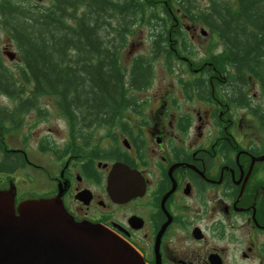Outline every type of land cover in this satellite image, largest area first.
<instances>
[{"label": "flooded vegetation", "instance_id": "obj_1", "mask_svg": "<svg viewBox=\"0 0 264 264\" xmlns=\"http://www.w3.org/2000/svg\"><path fill=\"white\" fill-rule=\"evenodd\" d=\"M165 20L184 33L152 34L148 55L132 53L134 71L146 63L147 80L132 84L130 103L104 126L115 138L96 148L89 130L72 129L63 117V143L42 138L47 161L42 153L37 161L26 143L10 141L17 124L43 108L12 121L3 114L16 104L0 95V191L14 192L15 210L23 201L57 198L75 222L105 227L146 264H264V105L257 103L264 98L250 76L229 79L234 68L220 64L222 49L192 50L198 32L207 37L205 27ZM160 36L169 41L155 42ZM157 46L173 56L156 54ZM160 63L175 75L154 87ZM117 165L134 179L135 195L121 202L107 189Z\"/></svg>", "mask_w": 264, "mask_h": 264}, {"label": "trees", "instance_id": "obj_2", "mask_svg": "<svg viewBox=\"0 0 264 264\" xmlns=\"http://www.w3.org/2000/svg\"><path fill=\"white\" fill-rule=\"evenodd\" d=\"M143 1L49 0L48 7L0 6V25L21 62L13 74L0 59V95L16 104L10 114L4 111L3 115L13 121L16 114L38 107L40 98L51 97L72 129L89 130L87 139L95 128L110 127L130 103L132 84L143 85L147 80L146 63H136L134 71L131 62L121 60L127 37L144 17ZM165 1L176 7L175 14H167L168 5L162 4V12L154 13L159 17L152 24L151 36L184 33L178 27L169 29L172 22L162 15L202 25L219 40L220 64L234 68L235 76L229 79L245 81L250 76L264 98V0ZM101 31L114 36L106 38ZM154 41L168 42L169 38L160 36ZM156 49V54L173 56L165 47ZM43 114L38 111L40 117Z\"/></svg>", "mask_w": 264, "mask_h": 264}, {"label": "water", "instance_id": "obj_3", "mask_svg": "<svg viewBox=\"0 0 264 264\" xmlns=\"http://www.w3.org/2000/svg\"><path fill=\"white\" fill-rule=\"evenodd\" d=\"M7 56L13 58L10 52ZM121 170L126 172L124 178H119ZM133 180V173L126 167L115 166L107 186L112 200L133 197ZM0 264L145 262L105 227L75 222L57 198L23 201L15 210L14 192L9 189L0 191Z\"/></svg>", "mask_w": 264, "mask_h": 264}, {"label": "rangeland", "instance_id": "obj_4", "mask_svg": "<svg viewBox=\"0 0 264 264\" xmlns=\"http://www.w3.org/2000/svg\"><path fill=\"white\" fill-rule=\"evenodd\" d=\"M7 3H14L16 5H31V6H40V7H48L49 0H0V6ZM204 3V2H203ZM164 4L165 6L168 5V3L165 0H144L143 6L146 9H143V6L141 7V10L143 9V18H140L141 25L135 26V30L130 33V35L127 37L126 45L123 49V52L121 54V60L126 63L132 60V53L135 56H142L148 55L150 50V43L153 40V37L149 34L150 30L152 28V24L157 22L156 19L159 16H156L154 13H160L161 11V5ZM175 6L174 5H168L165 8V12L168 14L174 13L175 14ZM162 17L165 20V16L162 15ZM181 16H178L180 18ZM171 18H174V16H171ZM2 16L0 17V24L3 22ZM161 19V18H160ZM184 26L191 27L193 24L191 20H184L183 22ZM200 27H203L202 25H198ZM206 30V29H204ZM6 31V30H5ZM4 29L0 25V59L1 62L4 64V67L10 71L13 74H16V71L21 68V62L19 59L18 52L16 51V48L13 43H11L5 34ZM207 31V30H206ZM208 32V31H207ZM102 36H104V32L101 31L100 33ZM207 37H202L201 34L198 32V39H195V47H193L192 50H198L201 53L206 51L207 49L211 50H217L222 49L220 43L218 42V39L216 36H213L212 33H207ZM198 41V42H196ZM208 41H212L215 45H212L209 47L210 43ZM135 43V50L132 49V45ZM209 47V48H208ZM131 51V53H128ZM7 52H10L13 55V58H9L7 56ZM130 54V55H129ZM130 58V59H129ZM179 65V64H178ZM161 63L157 66L158 69L156 71V76L154 79L155 83L153 86H157L161 84L163 81L171 82L173 81V78L170 75H175V73L162 70L160 68ZM252 92L259 95L258 89L253 86ZM56 99H53L51 97H43L40 98L38 101V106L40 108H43L42 112L44 111V114L41 117H38L36 115V112L32 110L28 116L25 117V120L23 118V121L21 123H18L15 127V132L13 133V137L10 141L11 146H20L21 144H27V151H29V155L32 158H35L37 161H42L40 157H38L41 153L45 156L44 153H46L49 148L45 145L41 147L40 146V140L46 136L53 138L56 142L63 143V136L67 134L69 130V125L66 123V121L63 119V117L59 114L60 112L57 111ZM257 103L259 105H264V102L262 99H257ZM33 113V114H32ZM36 115V116H35ZM122 118V117H121ZM37 119V121H36ZM124 119L130 126H132V119L130 118H122ZM25 122V123H24ZM126 128V126H124ZM117 130V129H116ZM120 131H117V134H119ZM60 134V135H59ZM113 134L114 138L115 135L113 132H108V130L103 126L99 128L94 129V134L91 137V143L92 148H96L102 144L105 143V138L108 136H111ZM39 148V149H38ZM41 148V149H40ZM37 157V158H36ZM44 161L46 162V156ZM29 172V171H28Z\"/></svg>", "mask_w": 264, "mask_h": 264}]
</instances>
